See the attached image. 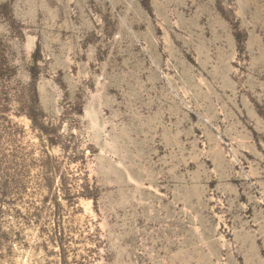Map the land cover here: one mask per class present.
I'll list each match as a JSON object with an SVG mask.
<instances>
[{
	"label": "rangeland",
	"instance_id": "374dc122",
	"mask_svg": "<svg viewBox=\"0 0 264 264\" xmlns=\"http://www.w3.org/2000/svg\"><path fill=\"white\" fill-rule=\"evenodd\" d=\"M0 264H264V0H0Z\"/></svg>",
	"mask_w": 264,
	"mask_h": 264
}]
</instances>
